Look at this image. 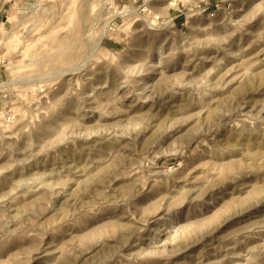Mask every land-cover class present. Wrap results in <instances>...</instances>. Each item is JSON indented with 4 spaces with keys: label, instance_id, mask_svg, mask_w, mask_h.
<instances>
[{
    "label": "rangeland",
    "instance_id": "obj_1",
    "mask_svg": "<svg viewBox=\"0 0 264 264\" xmlns=\"http://www.w3.org/2000/svg\"><path fill=\"white\" fill-rule=\"evenodd\" d=\"M1 4L0 264H264V0Z\"/></svg>",
    "mask_w": 264,
    "mask_h": 264
},
{
    "label": "crops",
    "instance_id": "obj_2",
    "mask_svg": "<svg viewBox=\"0 0 264 264\" xmlns=\"http://www.w3.org/2000/svg\"><path fill=\"white\" fill-rule=\"evenodd\" d=\"M16 1L18 2L19 5H21L22 3L25 2V0H16ZM3 7H4L3 4H1L0 5V11L2 10ZM3 13L4 12H2V13L0 12V26L2 28H4L5 24L8 22V16H6V15L3 16Z\"/></svg>",
    "mask_w": 264,
    "mask_h": 264
},
{
    "label": "bare ground",
    "instance_id": "obj_3",
    "mask_svg": "<svg viewBox=\"0 0 264 264\" xmlns=\"http://www.w3.org/2000/svg\"><path fill=\"white\" fill-rule=\"evenodd\" d=\"M110 3V2H109ZM108 5V4H107ZM38 7V5L36 4V5H33L32 6V9H36ZM123 12H120V14H122ZM0 87H2V84L0 85Z\"/></svg>",
    "mask_w": 264,
    "mask_h": 264
}]
</instances>
